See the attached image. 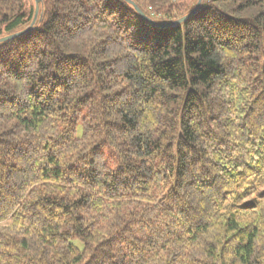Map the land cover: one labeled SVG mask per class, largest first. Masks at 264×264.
Listing matches in <instances>:
<instances>
[{
  "label": "trees",
  "instance_id": "trees-1",
  "mask_svg": "<svg viewBox=\"0 0 264 264\" xmlns=\"http://www.w3.org/2000/svg\"><path fill=\"white\" fill-rule=\"evenodd\" d=\"M34 14L0 0V264H264V0Z\"/></svg>",
  "mask_w": 264,
  "mask_h": 264
},
{
  "label": "water",
  "instance_id": "water-1",
  "mask_svg": "<svg viewBox=\"0 0 264 264\" xmlns=\"http://www.w3.org/2000/svg\"><path fill=\"white\" fill-rule=\"evenodd\" d=\"M35 1V14H34V18H33V21L31 23V27L35 24L36 20H37V16H38V12H39V4H40V0H34ZM126 1L128 4H130L134 10L138 13V15L141 16V18L143 20H145L146 22L156 26V27H159V28H162V27H167V26H170V25H177V24H181L183 21H185L186 19L192 17L196 12L197 10L199 9L201 3H202V0H198L196 5L194 6L193 10L183 16L182 18L178 19V20H175L173 22H170V23H165V24H159V23H156L152 20H150L149 18H147L143 12L135 5L134 2H132L131 0H124ZM30 28H27V29H24L22 31H19V32H16V33H13V34H10V35H7V36H4L2 38H0V43H3V42H7V41H10V40H13V39H16L22 35H24L25 33H27L29 31Z\"/></svg>",
  "mask_w": 264,
  "mask_h": 264
},
{
  "label": "rangeland",
  "instance_id": "rangeland-1",
  "mask_svg": "<svg viewBox=\"0 0 264 264\" xmlns=\"http://www.w3.org/2000/svg\"><path fill=\"white\" fill-rule=\"evenodd\" d=\"M159 20V19H158Z\"/></svg>",
  "mask_w": 264,
  "mask_h": 264
}]
</instances>
